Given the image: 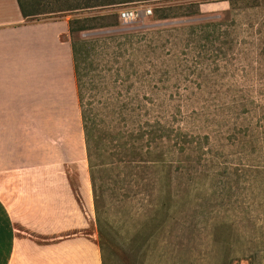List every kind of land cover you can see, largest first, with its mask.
<instances>
[{"label": "rangeland", "instance_id": "374dc122", "mask_svg": "<svg viewBox=\"0 0 264 264\" xmlns=\"http://www.w3.org/2000/svg\"><path fill=\"white\" fill-rule=\"evenodd\" d=\"M127 7L151 14L124 22ZM85 16L112 24L73 35L99 38L80 67L103 162L84 233L101 261L264 264V0H131L29 21ZM124 152L148 166H122Z\"/></svg>", "mask_w": 264, "mask_h": 264}, {"label": "crops", "instance_id": "0c3cea01", "mask_svg": "<svg viewBox=\"0 0 264 264\" xmlns=\"http://www.w3.org/2000/svg\"><path fill=\"white\" fill-rule=\"evenodd\" d=\"M67 21L0 0L2 264H102Z\"/></svg>", "mask_w": 264, "mask_h": 264}, {"label": "trees", "instance_id": "16d2710c", "mask_svg": "<svg viewBox=\"0 0 264 264\" xmlns=\"http://www.w3.org/2000/svg\"><path fill=\"white\" fill-rule=\"evenodd\" d=\"M131 0H17L20 12L24 18L32 19L36 17L37 15H52L57 13H62L64 11H72V10H78V9H84L91 6L96 5H104V6H110L115 5L117 3H126L130 2ZM168 8H162L161 10L164 13L158 14L159 18H168V17H176V16H182V14H169L166 11ZM194 10H191L190 13L193 14ZM106 15V14H105ZM186 15V14H185ZM104 15H101L100 18H104ZM94 18L91 17H76L69 19L68 22V36L70 41V48H71V55H72V61H73V71H74V79H75V86H76V97L77 102L80 110V118H81V124H82V131L84 136V146H85V154H86V161L88 166V172L90 177V183L91 188L93 191V203L94 208L96 206V194H95V184H94V177L92 175V167L93 166H100L103 162H98L97 158L93 156L94 154H99L98 152H95L93 148H95L92 144L93 140V132L96 130V117L94 114H91V108L88 107V103H84L82 100L83 97V85L84 82L82 80V76L84 75L83 67H80L81 62H85V60L88 58L90 51L93 48V44L99 39V38H93V39H83V38H74L73 35L76 32H81L87 29H93L97 27L102 26H109L112 25L109 22H105L104 24H94L92 23V20ZM102 130V128H98ZM173 145H175L176 148L180 149V142H174ZM118 146V145H117ZM97 148V146H96ZM125 153V152H124ZM146 153H149L147 151ZM126 158H125V157ZM123 156L122 159H118L122 163V166H148L149 163L147 162V159L142 160L144 162H141L140 160L133 159L132 157L128 156L127 153ZM154 162L157 160H153ZM167 197L169 199L172 197V194H167ZM98 233V239L102 242L103 241V234L101 230L97 229ZM99 248L101 244L98 242ZM102 264H105V260L102 258Z\"/></svg>", "mask_w": 264, "mask_h": 264}, {"label": "built area", "instance_id": "2783aa9c", "mask_svg": "<svg viewBox=\"0 0 264 264\" xmlns=\"http://www.w3.org/2000/svg\"><path fill=\"white\" fill-rule=\"evenodd\" d=\"M143 11L145 14L149 15L151 14V9L147 8L145 10H140L137 7H127L119 11V17L124 21V22H130L135 20L139 14Z\"/></svg>", "mask_w": 264, "mask_h": 264}]
</instances>
